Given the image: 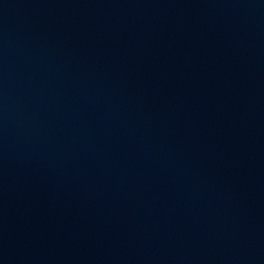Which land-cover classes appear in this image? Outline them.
Masks as SVG:
<instances>
[{"label": "water", "instance_id": "obj_1", "mask_svg": "<svg viewBox=\"0 0 264 264\" xmlns=\"http://www.w3.org/2000/svg\"><path fill=\"white\" fill-rule=\"evenodd\" d=\"M0 264H264V0H0Z\"/></svg>", "mask_w": 264, "mask_h": 264}]
</instances>
